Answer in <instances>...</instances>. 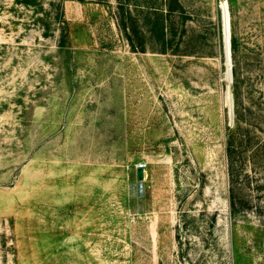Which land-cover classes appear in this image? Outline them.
I'll return each instance as SVG.
<instances>
[{"label":"rangeland","instance_id":"1","mask_svg":"<svg viewBox=\"0 0 264 264\" xmlns=\"http://www.w3.org/2000/svg\"><path fill=\"white\" fill-rule=\"evenodd\" d=\"M0 264H264V0H0Z\"/></svg>","mask_w":264,"mask_h":264},{"label":"trees","instance_id":"2","mask_svg":"<svg viewBox=\"0 0 264 264\" xmlns=\"http://www.w3.org/2000/svg\"><path fill=\"white\" fill-rule=\"evenodd\" d=\"M173 2L176 1V4L178 0H171ZM145 24L149 28V32L152 38L155 40H158L161 42L164 46L168 43L167 40V34H166V28H165V20H164V13L161 9L155 8V7H146L145 8ZM173 11L172 7L169 6V9L167 10L168 13H171ZM121 30L123 31L125 37L129 41L130 45L133 48H137L138 46H141V52L144 51V44L137 45L136 41L138 36H141V32L138 28H135L134 26L130 25L128 21H125L123 19V25L121 27ZM232 48L233 50L236 48V42H232ZM139 50V49H138ZM239 214L238 209H236V204H232V215L236 217V215Z\"/></svg>","mask_w":264,"mask_h":264},{"label":"water","instance_id":"3","mask_svg":"<svg viewBox=\"0 0 264 264\" xmlns=\"http://www.w3.org/2000/svg\"><path fill=\"white\" fill-rule=\"evenodd\" d=\"M230 21H229V41H228V47H229V59L230 61H232V46H231V33H230ZM225 28V25H224ZM224 33H225V29H224ZM226 35V34H225ZM225 43H226V36H225ZM226 59L228 61V55H227V44H226ZM230 73V78H231V83L233 81V68L232 66L230 67V70H228ZM136 176H137V181L139 182H143L145 180V172L142 168H138L136 171Z\"/></svg>","mask_w":264,"mask_h":264},{"label":"bare ground","instance_id":"4","mask_svg":"<svg viewBox=\"0 0 264 264\" xmlns=\"http://www.w3.org/2000/svg\"><path fill=\"white\" fill-rule=\"evenodd\" d=\"M223 12H224V25H225V36H226V44H227V55H228V70H230V67L233 66L232 65V61H230L229 59V47H228V41H229V21H231L230 18V12H229V8L227 7L226 4L223 5ZM230 33H231V27H230ZM228 79L231 81L230 78V73L228 71Z\"/></svg>","mask_w":264,"mask_h":264},{"label":"built area","instance_id":"5","mask_svg":"<svg viewBox=\"0 0 264 264\" xmlns=\"http://www.w3.org/2000/svg\"><path fill=\"white\" fill-rule=\"evenodd\" d=\"M138 168H142L143 170H145L146 166L140 165Z\"/></svg>","mask_w":264,"mask_h":264}]
</instances>
